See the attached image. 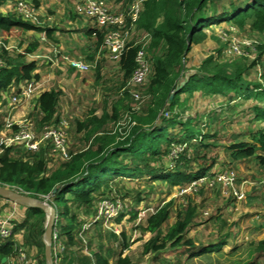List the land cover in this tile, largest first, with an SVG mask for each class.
I'll return each instance as SVG.
<instances>
[{"label": "trees", "instance_id": "obj_1", "mask_svg": "<svg viewBox=\"0 0 264 264\" xmlns=\"http://www.w3.org/2000/svg\"><path fill=\"white\" fill-rule=\"evenodd\" d=\"M8 1L0 0V38L4 36L7 38L16 31L21 34L32 31L36 36H40L45 31L48 39L52 37L53 30L46 24L39 25L23 18L15 11H9L5 5L10 3ZM17 1L13 0V5ZM24 1L34 5L36 9L39 4V0ZM133 1L114 0L123 8ZM220 1L143 0L136 29L150 35L145 49L150 74L148 80L138 88L140 95L146 98L142 108L139 111L132 110L130 98L133 102L134 98L127 88V82L136 68L135 55L141 46L130 41L116 62L121 73L118 88L123 90L114 100L109 101L111 110L104 109L100 116L91 111L84 120L75 121L76 131H84L85 138L89 141L85 148L75 151H70L69 148V156L65 158L60 155L55 156L51 141H43L37 151H29L19 144L11 145L0 154V186L16 189L41 199L46 198L51 194L52 189L56 188L57 191L48 201L55 208L60 204V214L64 218L69 217L73 223L72 226L65 224L58 227L56 221L58 235L60 238L65 236L67 247L73 244L76 232L74 228L78 225L77 214L70 213L69 202H72L76 208H85L86 214L83 219L89 221L97 214L96 204L112 196L105 193V190L110 189L113 181L147 177L152 180L158 178L171 187L186 186L194 180L207 176L210 170L215 168V158H212L207 165L205 160L194 170H191L190 162L195 164L196 159L206 158L207 150L211 145L208 139L215 137L216 134H211L208 127L203 132L199 127L202 121L199 123L196 117L182 121L178 118V114L163 116V111H173L175 105L183 103L180 99L181 95L190 96L198 91L203 97L228 95L230 101L240 97L254 101L255 104L251 106L252 122L259 121L264 125V85L245 77L250 67L256 66L263 60L264 43L254 45L252 52L255 53V57L251 62H248L250 59L246 57H239L231 62H219L212 55L205 57L194 73L182 79L185 83L180 90L171 99L169 98L174 88L182 81L181 72L187 54L193 45L206 39L205 28L214 25L216 21H226L241 31L249 30L261 37L264 42V0H246L236 5L231 3L229 10L218 12L217 4ZM110 28L93 27L87 31L88 35L95 36V52L102 46L104 35ZM38 46L37 41L31 42L24 54L32 53ZM24 54H15L13 49L7 50L1 47L0 103L6 101L12 106V97L29 82L39 79L38 74L35 73L36 62L25 60ZM97 72L99 78V68ZM61 94L60 87L39 91L37 94L33 107L36 112L34 122L38 137L45 128H55L59 125ZM122 110L127 116V127L123 130L119 128L104 130L109 121H116L120 117ZM213 116L210 114L208 120L211 121ZM176 126L180 127L182 132L180 136L168 131L169 128ZM12 129L15 132L17 126H13ZM198 137H200L199 142ZM68 138L69 133L66 131L67 144ZM193 139L198 143L191 144L194 148L192 159L185 153H180L178 158H175L178 163L174 169H168L160 164L163 158L168 157L172 144H187ZM229 149L232 159L242 160L253 157L254 159H251L264 169V126L252 134L250 141L234 142ZM167 159L171 160V157ZM218 172L220 171H216V168L213 169V173ZM183 200L188 204L176 210L175 221L165 232L161 231V226L169 219L174 200L156 206L154 212L148 215L143 230L153 235L142 245L144 254L156 255L169 249L186 247L185 253L193 258L219 250L226 245L229 234L210 244H195L192 238L186 236L193 224L197 205L192 201L188 202V195H184L181 202ZM9 203L11 202L8 201L7 204ZM16 206L20 207L24 218L20 222L15 218L12 219V236L0 245V264H6L3 258L15 261L20 246L37 248L38 255L25 253L26 259L32 264H46L41 241L45 227L44 212L39 208ZM56 213H58L57 208ZM120 217L117 220H120ZM136 217L137 212H133L132 219ZM21 229L24 231L22 235L19 233ZM14 235L20 237L18 241ZM122 244L123 249H128L129 243L125 241V237ZM252 246L256 258L264 254V238L252 242ZM55 255L57 254L52 250L54 264H73L76 259L72 256L68 259L65 256L64 260L58 263ZM94 256V264H130L127 256H120L114 262H110L109 256L102 252H97ZM80 261L93 263L88 256H83Z\"/></svg>", "mask_w": 264, "mask_h": 264}, {"label": "rangeland", "instance_id": "obj_2", "mask_svg": "<svg viewBox=\"0 0 264 264\" xmlns=\"http://www.w3.org/2000/svg\"><path fill=\"white\" fill-rule=\"evenodd\" d=\"M76 1L39 0L37 6V11L43 24L57 22L63 25L65 19L78 20V23L82 20L84 23L83 29H60L63 37L62 42L72 51L71 53L74 57L64 53V51H60L53 44L55 42L52 37H50L49 43L48 37L43 41L41 35L38 37L34 33H29L30 31L23 34L16 31L7 38L6 36L0 38L10 50L13 49L15 54H24L26 47L33 41H37L40 46L42 44L51 46L50 51L40 50L41 54H43L40 58L37 56L36 50L35 53L33 51L30 54H24V59L27 61L36 59L39 62L41 60L45 61L44 56L46 58L51 56L54 59L59 56V59H63L61 56L63 55L64 57L67 56L68 60L87 64L88 68L87 70H81L65 63L72 69L68 68L67 71L62 72L51 69L48 63L43 62L45 65L39 63V67L46 66L52 72V77H40L35 80L36 82L33 80L36 87L30 98L14 105L12 109V106L8 105L6 101L0 103V138L10 136L13 133L11 129L6 127L7 121L13 123L22 121L23 124L30 121L35 126L36 112L31 108L37 94L43 88L46 90L60 87L62 91L59 100L60 114H62L61 121L65 124L67 123L65 130L69 133L67 148H70V151L83 149L89 144V141L85 138L84 131H76L75 121L84 120L91 111L97 116H100L104 109L110 111L111 103L109 101L114 100L122 92L123 89L118 88L121 74L117 69L116 62L107 58V53L106 57L102 56L101 53L97 57L95 54L92 55L94 51H88L90 49L84 50V45L81 47L80 43L86 42L89 37L86 31L91 30L95 24L88 18L75 14L74 4ZM245 1L221 0L217 4V10L218 12L229 10L231 3L236 5ZM8 2L10 3H6V6L10 7L13 5V0ZM110 3L114 12L123 9V6L120 8V4L115 3L113 0ZM125 8L124 10H126ZM57 10L65 12V17L63 14L65 19L56 12ZM40 12L44 15H41ZM73 14L80 20L76 19ZM48 16L54 17V20L50 21ZM230 25L226 21H216L214 25L205 28L206 39L199 44L193 45L187 54L184 69L181 72V80L194 73L199 63L209 55L214 56L219 62H231L239 58L234 54L233 49L229 51L230 45L228 47V44L230 39L234 42V45L239 44L240 50L244 51V55L240 57L250 59L248 62L254 59L255 53L252 52V49H254V45L264 43L263 39L249 30L241 31L235 26L230 29ZM143 35V32L135 30L128 39L135 42L142 40ZM248 42H251L252 45H246ZM88 43L91 44L90 41H87ZM78 47L83 48L82 52H84V55L80 53L81 49L78 51ZM52 50L53 54H51ZM100 50L105 51V47H100ZM97 68H99V78H97ZM245 77L250 81L264 85V57L256 66L250 67ZM38 82L41 83L39 87L37 86ZM145 99L142 95L139 100L134 99V102L130 98L132 110L139 111L144 105ZM180 99L183 100V103L175 105L173 111H163V116L170 117L172 114H178V118L182 121L196 117L199 123L202 121L199 127L203 132L208 127L211 134H216L215 137L208 139L211 145L207 150L206 158L196 159L194 161L196 162L195 164L190 162L191 170L199 168L200 164H203L205 160V165L210 164L212 158H215L216 171L228 169L234 173V181L231 186L217 178H211L207 183L196 186L195 189H191L190 192L185 194L189 197L188 202L192 201V203L197 205L193 224L190 226L186 236L192 238L195 244H210L229 234V237L226 238V245H223L219 250H213L193 258H190L188 253H185L186 247L169 249L156 255L144 254L142 245L153 235L143 230L146 226L148 215L154 212L156 206L171 199L174 200L170 217L161 226V231L165 232L168 226L175 221L176 210L182 205L188 204L184 201L185 199L181 202L183 197L181 189L191 185L189 183L186 186L171 187L167 183H162L158 178L153 180L147 179V177L138 180L126 178L121 179V181L111 182L110 189L105 190V193L112 195L108 198L109 201H116L117 204L109 206V215L102 214L104 216H99L95 221L96 217L92 218L90 223H88L90 220L84 221L85 208H76L72 202H69L70 213L77 214L78 225L74 228V231H76L74 242L69 247L65 245V236L59 237L63 248L61 249L60 245L59 251L55 253L57 254L55 257H57L58 263L64 260L63 257L66 256L69 259L72 256L76 258L73 264H88L80 261L83 256H88L93 262L92 264H94V254L102 252L109 256L110 262L116 261L120 256H127L130 264H264V254L256 258L252 246V242L264 238V169L252 160L254 159L253 157H251L252 159L242 160L232 159L229 149V146L234 142L250 141L252 134L258 128L264 126L259 121L252 122L253 112L251 111V106L255 102L245 100L242 97L230 101L228 95L203 97L198 91H195L190 96L183 94ZM120 113V117L116 121H109L104 130H115L116 128L123 130L127 127V116H125L123 110ZM210 114L214 115L211 121L208 120ZM168 131L179 136L182 134L179 126L169 128ZM197 141H200V137H198ZM197 141L193 139L187 144H172L168 157L163 158L160 164L168 169H174L178 163L177 159L174 158H178L180 153H185L188 158L191 157L192 159L194 148L191 144L198 143ZM10 146L4 147V145H0V154ZM258 153L261 152L258 151ZM57 155L55 153V156ZM176 155L177 157H175ZM171 156L173 157L172 160L167 159ZM215 168H212L207 176L212 175L211 173H213ZM235 194L238 195V198L235 197ZM102 203L96 204L97 210H99ZM14 205L9 203L5 207L7 214L12 212ZM16 208L18 207L16 206ZM56 208L58 212L56 219L58 227L65 224L72 226L73 223L70 218H64L60 214L61 205L57 204ZM117 208H122V211H119L118 215L113 216L112 214ZM133 212H137L135 219H132ZM6 213L5 210H1L0 216H5L7 215ZM119 216H121L120 220H117ZM12 218L20 222L24 218V214L17 209L12 214ZM23 232V229H21L19 233L22 235ZM14 236L18 241L20 237L18 235ZM124 237L125 241L129 243L128 249H123L122 242ZM20 248L24 253L38 255L35 247L20 246ZM18 257L19 252L16 255V260L20 264Z\"/></svg>", "mask_w": 264, "mask_h": 264}, {"label": "built area", "instance_id": "obj_3", "mask_svg": "<svg viewBox=\"0 0 264 264\" xmlns=\"http://www.w3.org/2000/svg\"><path fill=\"white\" fill-rule=\"evenodd\" d=\"M114 1V0H113ZM143 0H134L129 6H127L120 11H113L112 4L108 0H77L74 4V11L76 15L84 16L88 18L91 22L95 24L93 27H97L98 29L110 28L104 35L102 46L105 47V50L108 52V58L117 62L123 53L124 49L127 47V44L130 42L128 39L129 36H132L133 32L136 29V21L138 19V15L140 13L141 4ZM121 8V6H120ZM9 11H15L17 14L21 15L23 18L27 20H32L35 23L42 25L43 21L40 20V15L38 14L37 9L31 3L18 0L15 5L7 6ZM230 29H233L234 26L230 25ZM224 29V28H221ZM142 40H137L134 44H141L140 48L137 50L135 55V63L136 68L127 82V87H129L131 95L135 100L140 99L139 87L142 86L149 77L150 67L149 62L146 57L145 49L150 40V35L143 32ZM41 38L46 40V32L41 33ZM234 42L230 39L228 47L230 45L229 51L233 49L234 54L240 57L244 55V51L240 50V46L234 45ZM252 45L251 42L246 43V45ZM101 46V47H102ZM243 46V45H242ZM1 47H5L7 50L9 49L1 40H0V51ZM63 59H59V56H56L55 59L51 56L44 58L48 60L51 66H59L61 62L72 65L74 68L87 70V64L82 63L80 61L68 60L67 56L64 57L61 55ZM0 65H2V60L0 58ZM36 85L34 81L29 82L26 86L22 88V90L15 96L12 97V106L28 100L33 93ZM60 120L59 125L57 127L45 128L41 133V136L38 137L34 124L30 121L26 124H23L22 121L18 122H9L7 121L6 127L8 129H12L13 126H17V130L10 135L0 138V145L9 146V145H19L22 144L29 151H36L43 141H51L53 143V151L60 156L68 158V148L66 141V126ZM177 157V155L175 156ZM173 157L171 156V160ZM175 159V158H174ZM210 176H204L197 180H194L190 183L191 186H187L181 189V195H185L190 192L191 189H195L196 186L207 183L211 178H217L221 182L232 185L234 181V173L231 170L226 169L225 171H220L217 174L211 173ZM226 181V182H225ZM16 190V189H14ZM234 190V188H233ZM18 191V190H17ZM236 198L238 195L235 194ZM47 198V197H46ZM49 199V198H48ZM5 202H8L5 200ZM100 202H103L99 208L98 215L93 219L94 221L99 218V216H104L105 214L109 215V206L114 204L116 205V201H109V199H103ZM119 211H122V208L115 209L113 216L118 215ZM14 210L10 214L5 216H0V245L3 244L6 240H8L12 236L13 232V224H12V214H14ZM104 214V215H102ZM91 220L88 222L90 223ZM52 250L55 253L62 244L59 239L58 232L56 230V226L53 230L52 235ZM63 246L61 245V249ZM60 249V250H61ZM18 260H20V264H32L29 262L25 253L20 249ZM3 261H6V264H19L17 260L12 261L11 259L3 258Z\"/></svg>", "mask_w": 264, "mask_h": 264}, {"label": "crops", "instance_id": "obj_4", "mask_svg": "<svg viewBox=\"0 0 264 264\" xmlns=\"http://www.w3.org/2000/svg\"><path fill=\"white\" fill-rule=\"evenodd\" d=\"M57 13H59V14H61L62 15V17H63V14H64V17H65V12H61L60 10H57L56 11ZM40 14L41 15H44L43 13H41L40 12ZM74 15V17H75V14H73ZM63 17V19H65ZM48 18H49V20L50 21H53L54 20V17L53 18H51L50 16H48ZM76 19H79V18H77V17H75ZM80 20V19H79ZM78 20H68V19H65V21H64V24L63 25H61V24H59V23H57V22H49L48 24H46L49 28H51L53 31H52V38L54 39V42L55 43H53L54 45H56L58 48H59V50L60 51H64V53H68V54H70V56H72V57H74V55H72V51H70V49L68 48V47H66V44H64L63 42H62V34L60 33V29H66V30H74V29H83V25H84V23L82 22V20H80V22L78 23L77 22ZM84 31H86L85 29H84ZM29 33H33L32 31H30ZM72 34H74V33H72ZM86 34H87V31H86ZM88 35V34H87ZM38 37H40L39 35H38ZM59 39V40H58ZM85 39V38H84ZM50 40L51 39H49V43H50ZM87 41H90L91 42V44L90 43H88L87 44ZM93 44V45H92ZM80 45H81V47L84 45V50L85 49H90V50H88V51H94V52H92V55H96L97 57L99 56V53H101V55L102 56H104V57H106L105 55H106V53H107V58H108V52L105 50V51H101L100 49L98 50V51H96L95 52V36L94 35H89V37H88V40H86V42H84V43H80ZM92 46V47H91ZM91 47V48H90ZM81 49V51H80V53L81 54H83L84 55V52H82V49L83 48H80V47H78V51ZM40 50H45V51H50L51 50V46H46V45H39L38 47H37V49H36V52H37V56H39V58H40V56H42L43 54H41V52H40ZM39 52V53H38ZM34 53H35V51H34ZM97 53V54H96ZM51 54H53V50H52V52H51ZM35 55V54H34ZM93 57H95V56H93ZM35 62H36V69H35V73L36 74H38V76H39V78L40 77H46V76H51L52 75V72L50 71V70H48L47 68H46V66H38V64L39 63H43V62H45L46 64L48 63L49 64V67L51 68V69H55V70H60V71H62V72H65V71H67L68 70V68H71L72 69V67H70V66H68L67 64H65L64 62H61L60 63V65L59 66H51V64H50V62L48 61V60H45V61H38L37 59L36 60H34ZM44 64V63H43ZM45 65V64H44ZM117 65V64H116ZM117 69H118V71H119V73H120V69H119V67H118V65H117ZM76 72H78L77 70H75ZM45 72H47V73H45ZM74 74H75V72H74ZM121 74V73H120ZM73 75V74H72ZM52 77V76H51ZM41 85V83L40 82H38L37 83V86L39 87ZM42 91L43 90H45V88H43V89H41ZM47 90V89H46ZM32 106H34V104L32 105ZM14 106H12L11 107V109L13 108ZM32 110L34 109V107H32L31 108ZM12 111V110H11ZM61 117H62V114H61ZM8 204H7V202H5V201H3V200H1L0 199V212H1V210L3 211V210H5V213H6V209H5V207L7 206ZM20 210L19 208H16V205H14V207H13V209L12 210ZM22 211V210H21ZM11 213V212H10ZM9 213V214H10ZM7 214V213H6Z\"/></svg>", "mask_w": 264, "mask_h": 264}, {"label": "water", "instance_id": "obj_5", "mask_svg": "<svg viewBox=\"0 0 264 264\" xmlns=\"http://www.w3.org/2000/svg\"><path fill=\"white\" fill-rule=\"evenodd\" d=\"M185 81L182 80L171 92L169 98L171 99L176 92L184 85ZM56 188L52 189L51 194L47 195V198H35L28 194L19 192L12 188L0 186V198L9 201L15 205L25 206L30 208H39L45 214V227L41 236V241L44 248V259L46 264H54L52 256V235L56 225L57 213L56 208L48 201L56 192ZM49 198V199H48Z\"/></svg>", "mask_w": 264, "mask_h": 264}]
</instances>
